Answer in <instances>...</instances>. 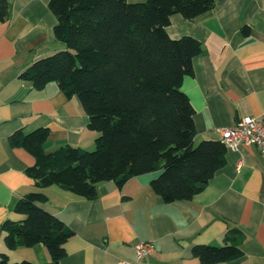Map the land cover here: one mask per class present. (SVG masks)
Masks as SVG:
<instances>
[{"label": "crops", "instance_id": "crops-1", "mask_svg": "<svg viewBox=\"0 0 264 264\" xmlns=\"http://www.w3.org/2000/svg\"><path fill=\"white\" fill-rule=\"evenodd\" d=\"M7 1L9 20L0 23V256L46 264L51 256L44 245L11 250L5 243L4 224L26 219L15 204L38 191L26 174L35 157L12 147L9 138L48 128L44 147L53 153L66 145L93 151L99 134L89 129L78 98L69 99L56 83L37 90L21 78L35 61L66 48L54 35L51 0ZM166 30L172 39L199 41L206 52L201 48L193 75L181 87L195 109V146L221 141L222 130L241 119L264 118V0H217L213 10L193 20L172 16ZM160 174L134 177L122 188L101 183L94 199L58 186L43 189L49 202L42 207L74 232L61 264L134 262L142 241L155 249L142 264H201L193 249L223 246L232 230L244 236V255L232 264H264V155L256 146L228 150L225 167L189 202L165 203L151 188Z\"/></svg>", "mask_w": 264, "mask_h": 264}, {"label": "trees", "instance_id": "trees-1", "mask_svg": "<svg viewBox=\"0 0 264 264\" xmlns=\"http://www.w3.org/2000/svg\"><path fill=\"white\" fill-rule=\"evenodd\" d=\"M216 3L50 1L57 18L55 38L66 48L35 61L21 78L37 90L56 83L69 99L78 98L90 118L89 129L99 137L93 151L66 145L47 153L48 128L10 136L12 147L35 157L26 174L38 191L14 206L25 220L4 224L7 248L42 244L51 256L46 264H61L74 232L42 207L49 202L45 188L58 186L79 198L94 199L101 183L122 188L134 177L161 172L152 190L167 204L189 202L225 167L229 149L222 141L194 145L195 109L181 90L184 79L194 73L193 60L201 54L202 44L191 37L172 39L166 30L172 16L193 20ZM9 15L8 1L0 0V23ZM243 240V234L232 230L223 246L199 245L193 254L201 264H232L244 255ZM0 264L37 263H11L3 254Z\"/></svg>", "mask_w": 264, "mask_h": 264}, {"label": "built area", "instance_id": "built-area-1", "mask_svg": "<svg viewBox=\"0 0 264 264\" xmlns=\"http://www.w3.org/2000/svg\"><path fill=\"white\" fill-rule=\"evenodd\" d=\"M222 142L229 150L239 145L256 146L264 155V118L247 117L241 119L234 127L222 130ZM151 242H139L135 248V261H123L121 264H142L154 253Z\"/></svg>", "mask_w": 264, "mask_h": 264}, {"label": "water", "instance_id": "water-1", "mask_svg": "<svg viewBox=\"0 0 264 264\" xmlns=\"http://www.w3.org/2000/svg\"><path fill=\"white\" fill-rule=\"evenodd\" d=\"M202 49H203V52L206 53L203 47H202Z\"/></svg>", "mask_w": 264, "mask_h": 264}]
</instances>
